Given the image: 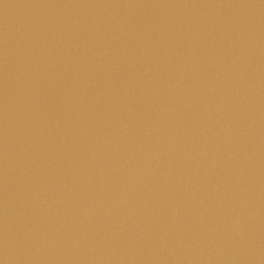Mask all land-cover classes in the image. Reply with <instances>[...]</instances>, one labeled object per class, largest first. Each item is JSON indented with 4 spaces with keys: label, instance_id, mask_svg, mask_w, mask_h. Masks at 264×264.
I'll list each match as a JSON object with an SVG mask.
<instances>
[{
    "label": "water",
    "instance_id": "water-1",
    "mask_svg": "<svg viewBox=\"0 0 264 264\" xmlns=\"http://www.w3.org/2000/svg\"><path fill=\"white\" fill-rule=\"evenodd\" d=\"M0 264H264V0H0Z\"/></svg>",
    "mask_w": 264,
    "mask_h": 264
}]
</instances>
